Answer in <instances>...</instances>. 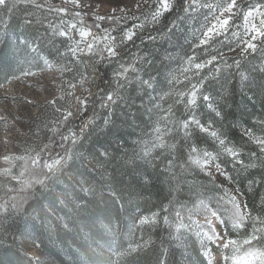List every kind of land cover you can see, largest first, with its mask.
I'll use <instances>...</instances> for the list:
<instances>
[{
	"label": "snow or ice",
	"instance_id": "obj_1",
	"mask_svg": "<svg viewBox=\"0 0 264 264\" xmlns=\"http://www.w3.org/2000/svg\"><path fill=\"white\" fill-rule=\"evenodd\" d=\"M104 2L106 0H95V3L103 4ZM129 2L141 10V15L148 13L150 16V19L146 17L148 24H159L162 17L175 12L176 20L180 24L190 26L192 21L201 15V9L207 10V13L203 15V22L197 21L199 27L189 28L193 42H190L188 46L194 51L192 54L185 52L178 72H170L165 76L167 89L158 87L157 76L163 73V69L167 66L165 62L173 60L174 57L171 54L164 55L157 68L154 61L146 59L149 55L146 54L127 63L118 62V68L113 72L115 87L106 90L100 97V107L108 109V114L111 115L113 106H119V102L126 99L122 95V89L126 90L127 86L135 84L138 86L137 96L141 98L142 106L146 107L143 105L144 98L152 103V106L147 108L151 119V134L145 132L140 139L133 141L136 149L133 150L128 163L146 160L153 157L154 153L157 154V158L164 156L167 163L163 172L166 182L169 183L171 199L168 205H163L158 211L142 213L134 217V226L144 231L147 228H155L162 221L172 230L169 234L170 238L176 240L181 246H183L182 237L185 232L191 233L200 243V264H205V261L206 264H221L222 261L223 264H264V246H257L264 244V193L259 196L257 208L249 207L239 198V188L235 191L220 188L224 181L234 179L225 171L224 166L227 163L233 164L234 169L244 172H248L249 169H259L258 176L249 174L247 185L250 191L255 185L264 188V117L258 118L253 126L244 128L242 136L247 137V141L234 143L225 132L214 126L218 120L222 121L224 118L222 109L218 107V99L223 97L218 94L214 96L213 93L206 91L215 77H222L233 67L238 70L245 67L242 65V59L257 52L264 56V2L257 0L256 3L244 6L240 0H155V3L151 0H129ZM20 4L33 5L37 9L47 8L49 12L60 13H68L70 9L67 5L71 4L72 15L77 21L66 22L61 19L60 24L49 23L45 29L55 37L66 38L61 42L65 45L64 51L56 48V56L68 58L67 65L59 64V71L73 73V80L76 83L69 82L68 86L82 93L81 95H75V92L68 93L76 100L74 109L59 107L55 109L56 112L61 113V117L54 122L55 126L48 128V125H45L47 131L52 133L48 136L45 132L44 138L48 140L47 143L41 142L37 146H29L21 154L0 156V161L7 165L0 167V176L5 178V181H0V191L5 192V198H0V232L11 233L13 237L11 248L15 249L14 254L18 255L16 264H50V261L42 255L45 239L52 241L58 238L61 232L70 231L81 214L93 206L98 197L94 178H85L83 174H79V178L76 175L70 176L69 187L62 189L58 196H55L54 190L50 191L51 186H60L64 183L65 171L77 161L87 170L99 169L102 179L111 178L105 166L111 160L107 150L104 154L99 152L95 155L90 154L91 158L77 150L81 137H86L88 130H95L93 127L95 111L94 107L90 106L95 105L96 93L91 92L90 87L85 85H95L97 65L102 62H117V58L121 57L124 47L129 42H133L135 38H140L142 42L144 39L154 41L156 37L151 34L146 38L139 36V33L145 30V24L134 25L137 31H134L132 27L117 28V35H113L108 28L103 29L102 35L93 30V28H100L96 21L109 20L118 25L127 17L135 18L136 12L129 7L128 3H125L123 7L118 4L108 14L95 13L92 26L86 25L82 18L92 12L94 7V4L89 6L86 0H63L59 7L50 3V0H44L42 4L37 3V0H11V4L9 0H0V9H6L12 13ZM34 15L33 12L27 13L29 17ZM238 19L243 21V33L232 31L234 26L238 27L236 25ZM36 22L43 23L39 18ZM177 29L184 31L173 21L172 26L168 28L170 41ZM221 36L230 42L222 43L219 39ZM35 39L38 37L31 42L25 39L26 52L37 51V48L33 47ZM184 39L187 41L188 36L185 35ZM49 42H52V37H49ZM217 44L227 47L228 52L225 53L221 47H216ZM197 50H204L207 58L196 55ZM229 54H231L232 63L228 62ZM41 59H43L44 67L49 69L53 67L47 58ZM137 61L140 65H149L150 68L138 67ZM24 63H28L29 68L25 70L21 67L19 75L11 73L5 76L6 82L19 81L21 77L37 75L31 70L32 65L29 61L25 60ZM34 66L43 70L39 62ZM205 69H208L206 73ZM255 71V66L248 70L247 74L245 71H240L241 81L249 80ZM142 72L147 78L141 75ZM259 72L264 74V63L260 65ZM194 77L195 82H193ZM175 85H182V87L177 88ZM223 85L225 87L227 85L226 78ZM258 87L260 95L264 96V76L261 77ZM154 91L157 92L156 97L152 96ZM201 100L214 114V118L207 122L191 114V109L195 108ZM164 104L168 105L167 108ZM177 105H182L189 114L183 118L178 117ZM90 110L93 112V117L81 119V117H87ZM152 116H155V119H152ZM77 120L80 121L78 131L72 126ZM103 123L105 125L110 123L107 116ZM61 126L66 131H61ZM257 126L261 133L259 135ZM197 130L206 138L201 140V143H207L208 139L214 142L212 151L188 143ZM144 136L149 138L145 139ZM248 144L254 145L255 150L245 151ZM57 148L59 151H56ZM177 161H180L179 171H176ZM192 169H198L210 177L211 181L217 185V190L223 191V196L219 197L217 202L218 207H210V198L205 196L197 197L192 201L191 207L183 203L175 207L177 200L172 193L179 192L183 184H191L195 188L192 182L185 179ZM143 179L145 183L151 182V177L147 174ZM106 187L112 193L110 203L115 204L118 194L112 189L111 184H106ZM49 195L54 196L55 200H59L63 205L60 209L63 215L56 211L53 206L54 201L46 202ZM220 201L223 203L221 204ZM104 202L106 205L104 211L107 213L109 199L105 198ZM121 207L123 208V204ZM41 209H47L55 218L49 220L47 216L39 215ZM34 212L37 215H33ZM184 212L187 213V223ZM105 218L109 220L108 224L104 225L105 230L114 234L112 219L118 222L119 216ZM37 221H39V227H36ZM203 225H207V230ZM118 226L117 223L115 227L118 228ZM229 227L236 232L243 230V238H231V233L227 231ZM209 243L218 247L210 249ZM152 244L151 236L146 240H133L127 247L117 249H112L109 244L111 251L109 264H139L141 254L147 256ZM4 245L5 240L0 237V247ZM213 251L216 255H213ZM241 252L242 255H240ZM172 256L174 252L162 246L159 252H153L152 264H169V258ZM80 264H88V261L81 258ZM181 264H194V261L185 255Z\"/></svg>",
	"mask_w": 264,
	"mask_h": 264
},
{
	"label": "trees",
	"instance_id": "obj_2",
	"mask_svg": "<svg viewBox=\"0 0 264 264\" xmlns=\"http://www.w3.org/2000/svg\"><path fill=\"white\" fill-rule=\"evenodd\" d=\"M43 2L44 1L37 0V3L42 4ZM9 3L11 4V0H9ZM50 3L57 7L61 5L55 1H50ZM69 9L70 11L68 13L49 12L47 8L37 9L35 6L28 4H20L12 13H9L6 9H0V84L5 81V76H9L11 73L18 75L21 67L27 70L30 65L24 63L25 60L31 63L32 70L37 69L34 65L37 62L41 64L38 55L45 56L57 64H68L67 57L61 58L56 56V48H60L61 51H64L65 45L61 42L66 38L55 37L50 31L46 32L45 29L49 23L57 25L60 24L61 19L64 20L74 17L72 15L73 9ZM28 12H33L35 15L29 17L27 16ZM142 16L141 12L136 13L135 18L131 17L127 21L121 20L118 25L109 20L96 21V23L100 25V28H93V30L97 34L102 35L103 29L108 28L114 35L117 33V28H129L136 24H145V30L140 32L139 36L146 38L149 34L154 36L156 33L163 31L169 25L170 21L175 20L176 13L174 12L171 15L162 17L156 29L151 28V24H148L147 19H143ZM37 18L42 20L43 23H37ZM83 19L88 26H92L95 17H90L88 21L86 18ZM185 35H188L186 29H184L183 34H181L179 38L184 41ZM164 36L165 34L160 37L159 41L144 39L142 42L140 38H135L133 42H129L124 47L121 57L117 58V62H102L97 65L98 73L93 91V93H96V102L94 106H90L94 107L95 111V124L93 126L95 130L93 131L90 129L86 137H81L80 144L77 148L78 151L83 152L86 156L91 158L88 149L91 147L92 142L96 139L103 140L104 135L109 133L115 124L122 131L131 130L133 132V135L128 137L127 143H121L119 147V153L125 154L126 159L132 156L133 150L136 149V145L133 144V141L140 139L145 132L149 133V135L151 134L149 113L145 111L146 108L137 107L136 104L140 102L134 97L135 92L133 91V85L127 86L126 90L122 89V95H124L126 99L120 101L119 106H113L111 115L108 114V109H103L98 104H100V97L105 94V91L115 87L113 69L118 66V62L127 63L134 59L135 55L133 56V53L135 54L136 52H139L138 56L136 54L137 57L149 54L146 56V59H151V53L154 48L156 51L166 48L167 43L166 37ZM36 37H38V39H35V43L33 44L34 47L37 48L36 54L33 52H26L24 49L25 39L31 42ZM49 37H52L51 43L49 42ZM190 39V36H188V42H186L185 45L181 44L180 47L183 46L184 48L188 46ZM53 45H55V47ZM138 65L139 62H137V66ZM146 66L147 69L150 68L149 65ZM257 73L260 74V76L257 77L264 76L262 73ZM225 76H227L226 73L223 74L222 77ZM158 78L159 77H157V79ZM234 79L226 85L228 95L231 96L233 89H235L237 99L246 103H241L237 114L230 117L227 121H219L218 118H216L218 122L214 126L225 132L234 143H244L247 141V137L242 136L244 128L253 126L258 118L264 117V96L259 95L260 89L258 85L261 81L258 78H255L257 86L254 85L256 87L250 88L249 91L246 90L244 94L240 93ZM62 81L63 86H68L69 82L76 83V81L73 80V73L71 72H64ZM223 82L224 78L222 79V83ZM214 83L215 82H212L211 85ZM206 91L213 93L212 86L207 87ZM253 95L256 97H253ZM251 100H254L255 103L254 101L251 103ZM53 101H55V103H52ZM60 101L61 97H55L51 103H46L45 107L53 112V108L55 109L61 106ZM151 106L148 105L146 107L149 108ZM137 109H139V112H137ZM228 110L231 111L232 109L229 108ZM54 112V119L57 121L61 117V113L58 114L55 110ZM206 112L207 111L200 109L196 117L205 122L214 118L213 113ZM176 113L182 116L184 111L176 110ZM88 116L93 117V112L91 110L88 111L87 117ZM106 116L110 121L108 125L103 123ZM152 118H154V116H152ZM79 123L80 121L77 120L72 125L77 131L79 130ZM129 125H131V129L128 128ZM53 126H55V124H53ZM51 127L52 125L50 128ZM61 131H66V129L61 126ZM45 132H47L48 136L52 135L47 129H42V131H40V134H42L40 139L43 143L48 142V140L44 138ZM257 134H261L258 126ZM144 138L147 139L149 137L144 136ZM56 139H58V137H56ZM204 139L206 138L203 134L199 133L197 130L188 143L212 151L214 142L207 140V143H201L200 141ZM97 147L99 148L101 145L98 144ZM249 149L255 150V146L251 144L246 145L245 151ZM56 151H59V149L57 148ZM179 162L180 161H177L176 171H179ZM166 163L167 161L164 156L161 155L157 158L156 153L153 154V157H149L146 160H138L134 165H129L126 168H120L118 162L112 160L105 165L108 173L111 174V178L104 177L103 179L99 175V169H89L88 172L90 175H85V178H94V183L98 192L96 202L81 214L70 231L66 233L61 232L59 237L54 238L52 241L45 239L43 252L46 254L47 260L50 261L51 264H80L81 258H84L88 261V264H109V258L111 256L109 244H111L112 249H117L120 247H127L133 240H146L151 236L153 244L150 246L147 256L143 253L141 254L139 264H152L153 252H159L162 246L174 252V256L169 258V264H181L185 259V255L189 256L190 259L194 261V264H200V243L196 241V238L192 236L191 233L185 232L182 237L183 246H181L176 240L170 238L169 234L172 230L164 225L162 221L155 228H147L144 231L139 230L133 224V218L137 215L158 211L163 205H168L171 196L169 195V183L166 182L163 172ZM75 164L77 167H81L79 161ZM137 165L139 167H137ZM224 167L225 171H227L230 176L234 177L233 180H228L229 184L235 189L239 188L249 207L258 208L259 196L261 193H264V188L260 185H255L253 190L250 191L247 185V178L249 174L258 176L259 169H249L248 172H244L240 169H234L231 163L225 164ZM145 174L151 177L150 183L144 182L143 177ZM73 175L79 178V174L69 167L64 173V183L60 186H51L50 191L54 190L55 196L60 195L62 189L69 187L68 178ZM185 179L192 182L195 188H193L191 184H183L179 192L172 193V196H175L177 200L175 207H179L180 203L191 207L192 201L200 196L210 198V207H218V199L223 196L224 193L222 190H217V185L211 181L210 177H207L198 169H192L191 172L185 176ZM106 184H111L112 189L118 194L115 204L110 203L112 193L107 189ZM0 198H5V192L0 191ZM105 198L109 199L107 213L104 211L106 207L104 202ZM53 201V206L56 208V211L60 215H63V212L60 211L63 205L59 200H55L54 196L49 195L46 202ZM220 203L222 204L223 202L220 201ZM121 204H123V208ZM181 211L183 212V209H181ZM32 214L37 215L35 212ZM39 215L47 216L49 220L55 218L47 209H41ZM116 215L119 216V221L117 222L114 218L112 219L114 234L109 233L104 227V225L109 222L108 218L105 217H115ZM184 215L185 222L187 223V213L184 212ZM172 219L174 220L175 217L173 216ZM117 223L119 225L118 228L115 227ZM36 227H39V221H37ZM227 231L231 233V238L238 239L234 233L235 231L230 227ZM240 232L244 231L241 230ZM0 237H3L5 240L4 247H0V264H16L18 255L14 254L15 249L11 248L13 244L11 233L5 234L0 232ZM257 246L260 247V245ZM208 247L216 249L218 246L215 247L209 244ZM182 253H184V255H182ZM222 254L223 253H221V255ZM20 259L25 258L20 257ZM221 264H223V261Z\"/></svg>",
	"mask_w": 264,
	"mask_h": 264
},
{
	"label": "rangeland",
	"instance_id": "obj_3",
	"mask_svg": "<svg viewBox=\"0 0 264 264\" xmlns=\"http://www.w3.org/2000/svg\"><path fill=\"white\" fill-rule=\"evenodd\" d=\"M44 1V0H40ZM55 1L57 3H62L63 0H50ZM152 3H155V0H151ZM257 0H240V3L242 6L248 5L249 3H256ZM261 2H264V0H261ZM86 3L89 6H92L94 4V7L92 9V12H89L87 16H83V18H86L87 21L90 19V17H95V13L100 14H108L111 13V10L115 8L118 4L123 7L125 3L129 4V7L135 11L136 13L141 12L140 9H137L134 5L130 4L129 0H106L103 4L95 3V0H86ZM68 8L73 9V6L71 4L67 5ZM87 9H85L86 11ZM201 15L197 16L196 20L192 21L191 25H185L180 24L178 20L175 18V22L180 25V28L186 29L188 35L190 36V42L192 41V36L190 34L189 28L190 27H199V24L203 22V15L207 13L206 9H201ZM150 19V16L147 12L142 16L143 19ZM131 17H127L124 19L125 21L129 20ZM64 21H72L77 22L74 17L64 19ZM123 21V20H122ZM173 21H170L169 25L163 30L158 33H156L154 36L156 37V41L160 40V37L165 34L164 37H166V48H162L161 50L156 51L155 48L151 53L152 58L149 60L154 61V64L157 68L160 66V60L162 57L166 54H171L174 59L170 61H166L165 64L167 65L163 69V73L161 75H158V81H161L162 76H167L170 72L176 73L178 72V69L181 67L182 64V57H184L185 52L188 54H192L194 51L193 49L189 48V46L186 47H180V45H185L188 40L182 41L179 36L183 34V32L179 31V29L176 30V34L171 36V41L168 39V28L172 26ZM87 25V24H86ZM138 25V24H136ZM159 24H151V28H157ZM236 26L233 27L232 31H239L241 33L244 32L243 28V21L241 19L236 20ZM134 31H137L134 26H132ZM114 35H117L114 34ZM153 36V35H152ZM230 36V34H229ZM220 41L222 43H228L230 41L225 40L223 36H221ZM34 47V45H33ZM216 47H221L220 44H217ZM233 47L235 45L233 44ZM221 50L225 53L228 52L227 47H221ZM172 51V52H171ZM36 54V51L33 52ZM139 52L133 53L134 59L137 58ZM137 54V56H136ZM196 55L201 56L202 58H207L205 55L204 50H197ZM141 56V55H140ZM46 58L45 56L38 55V58L41 62V66L43 67V70L35 69L32 70L37 73L35 76H28V77H21L19 81H12V82H6V80L1 83L2 87H0V156L4 154H21L25 148L29 146H37L41 143V136L40 131L42 129H46L45 125H48V128L54 124L55 122V112L54 110L57 108H53V112L49 111V109H46L45 105L46 103H51L52 100L55 97H63L61 99L59 108H72L74 109V106L76 104V100L74 96H69V92H75V95H81L82 93L79 91H76L75 89H70L69 86H63L62 85V76L63 73L59 71V64L56 62H53L51 59L47 58L49 60L50 64H53V67L50 69L43 66V59ZM139 62V61H137ZM228 62L232 63V57L231 54L228 56ZM246 62V63H245ZM264 63V56H261L259 52L252 54L251 56H248L247 58L242 59V69H236L233 67L229 71L225 72L227 76L225 77H215L212 82H215L213 85L217 84V87H219V84L222 83V79H227V84L229 82H232L234 78L237 88L239 89L240 93H246V90H250L252 87H256V79L258 78L261 81L259 72L260 65ZM145 65H138L139 67H143L147 69ZM253 66H255L256 71L251 74V78L246 81H241L240 79V71H245L247 74V71L250 70ZM211 67V66H209ZM118 66L113 69V72L117 70ZM205 73L208 71V69L204 70ZM224 73V74H225ZM260 73V72H259ZM155 75V73H153ZM19 75V74H18ZM144 78H147V76L142 72L141 73ZM195 77L193 78V82H195ZM259 82V81H258ZM187 83V82H185ZM207 83V82H206ZM261 83V82H260ZM259 83V84H260ZM213 85H208V87H211ZM256 85V86H254ZM85 87H90L91 92L94 91V85H85ZM165 89H167V81L164 79V86ZM175 87L180 88L182 85H175ZM137 90L138 86L133 84V91L135 92V98L137 99L138 104L137 107H143L146 108L145 111H147V107L142 106V100L140 97L137 96ZM224 89H220V91H223ZM250 93V92H249ZM83 95H87V93H83ZM260 95V94H259ZM152 96L156 97L157 92H152ZM248 96V95H247ZM262 96V95H260ZM253 97H256L253 95ZM249 98V97H248ZM254 100H251V103ZM100 103V101H99ZM171 103V101H169ZM255 103V101H254ZM100 105V104H98ZM143 105L151 106L152 103L149 102L146 98L143 99ZM167 104H164V107L167 108ZM200 109L207 111L206 113H210V111L207 109L206 104L202 102V100L198 103V105L191 109V114L196 115L200 112ZM176 110L184 111V114L178 115V117L183 118L185 115H188L189 113L185 111L182 105H177ZM56 111V110H55ZM148 112V111H147ZM205 113V114H206ZM59 114V113H58ZM83 119L85 118H92V117H81ZM197 118V117H196ZM155 119V116L154 118ZM198 119V118H197ZM149 124L151 125V119L149 121ZM211 141L210 139H208ZM2 161H0V167H6ZM223 179V178H222ZM0 181H5V178L0 176ZM221 189H227L229 191H235V188L229 184L228 180L224 181L222 185H220ZM239 198L242 199L245 202V199L243 198L242 193L239 191L238 193ZM246 203V202H245ZM138 216V215H137ZM201 223H203L201 221ZM205 230H207V225L203 226ZM236 235V238L242 239L244 232H234ZM211 244V243H209ZM208 244V245H209ZM213 246H218L215 244H212ZM264 246V244L260 245ZM210 249H214L212 247H209ZM41 254V253H38ZM42 255L47 259L46 254L42 251ZM213 255H216L215 251H213ZM242 255V252L240 253ZM51 264V263H50Z\"/></svg>",
	"mask_w": 264,
	"mask_h": 264
},
{
	"label": "clouds",
	"instance_id": "obj_4",
	"mask_svg": "<svg viewBox=\"0 0 264 264\" xmlns=\"http://www.w3.org/2000/svg\"><path fill=\"white\" fill-rule=\"evenodd\" d=\"M164 79L165 77L162 76L161 81L158 84V87L162 88L164 86ZM220 89H224L223 91H220ZM212 92L214 96H222L223 99H218V107L222 109L224 113V118L222 121H227L230 117H233L237 114L239 110V106L241 103H246L244 101L237 99V94L235 92V89H233V93L231 96L228 95L227 87H225L223 84H219V87L216 85L212 86ZM231 108L232 110L229 111L228 109ZM129 129H131V125L128 126ZM133 135V132L131 130H121L119 127H117L115 124L113 125V129L110 130L109 133H106L104 135V139H96L92 142L91 147L88 149L91 155H95L97 152L100 154H104L105 150L110 154L111 160H116L119 164L120 168H126L129 165H134L136 161H133L132 163H128V160L131 156L127 157L125 159V154L119 153V147L121 143L126 144L128 137ZM101 145V147H97V145ZM109 161V162H110ZM108 162V163H109ZM137 167H139L137 165ZM71 169L74 170L77 174H83V175H90L87 169L84 167H77L76 164H73L71 166ZM135 170V169H134Z\"/></svg>",
	"mask_w": 264,
	"mask_h": 264
}]
</instances>
